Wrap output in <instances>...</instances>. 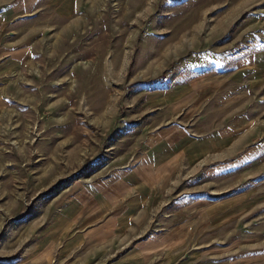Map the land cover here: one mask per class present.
<instances>
[{"label": "rangeland", "instance_id": "obj_1", "mask_svg": "<svg viewBox=\"0 0 264 264\" xmlns=\"http://www.w3.org/2000/svg\"><path fill=\"white\" fill-rule=\"evenodd\" d=\"M0 264H264V0H0Z\"/></svg>", "mask_w": 264, "mask_h": 264}]
</instances>
